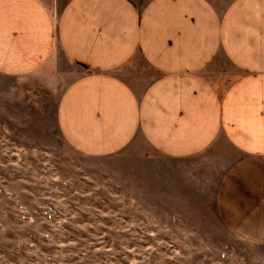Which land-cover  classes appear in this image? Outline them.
Wrapping results in <instances>:
<instances>
[{
  "label": "crops",
  "instance_id": "obj_1",
  "mask_svg": "<svg viewBox=\"0 0 264 264\" xmlns=\"http://www.w3.org/2000/svg\"><path fill=\"white\" fill-rule=\"evenodd\" d=\"M52 57L70 146L105 156L142 139L168 182L264 244V0H0V72Z\"/></svg>",
  "mask_w": 264,
  "mask_h": 264
},
{
  "label": "rangeland",
  "instance_id": "obj_2",
  "mask_svg": "<svg viewBox=\"0 0 264 264\" xmlns=\"http://www.w3.org/2000/svg\"><path fill=\"white\" fill-rule=\"evenodd\" d=\"M55 58L0 72V264H264V244L168 182L142 139L105 156L70 146L54 121L69 78Z\"/></svg>",
  "mask_w": 264,
  "mask_h": 264
}]
</instances>
